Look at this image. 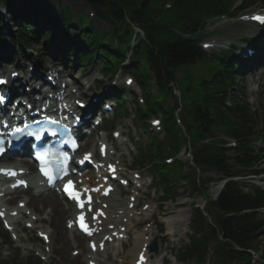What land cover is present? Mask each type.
Listing matches in <instances>:
<instances>
[{
	"label": "trees",
	"instance_id": "obj_1",
	"mask_svg": "<svg viewBox=\"0 0 264 264\" xmlns=\"http://www.w3.org/2000/svg\"><path fill=\"white\" fill-rule=\"evenodd\" d=\"M86 1H88L98 17L106 23L110 30L119 31L120 33L121 31L122 33L124 32V35L118 34L120 43L125 42L126 37L130 33V25L141 26L145 29L146 41L141 42L140 47L136 51V63L132 70H134L135 73H142L139 76L141 77L140 81H142V84L148 88V93H146V95L150 100V104H148L149 108L151 110L161 109L163 111L166 122L165 128L170 132L171 142H174L173 144L176 146L177 136L178 133H180L178 132L179 128L176 129L171 113L158 105L156 97L151 94L149 90L150 86L148 85V81H150L148 74L150 71L154 74L160 86V92H162L163 85L173 80L175 70L186 67L192 68L196 62L203 59L206 60L205 56L197 47L196 31L198 28H201L204 18L228 12L233 0ZM166 1H173L175 3V9L171 11L172 13L168 16L167 23H156L155 19L159 18L162 14L160 7ZM153 3L159 6L157 12L151 11L150 7ZM49 5L56 21H60L61 23L59 25L64 27V34H67L69 30L73 29L75 35L79 36L83 41L78 48L77 59L80 64L94 59H98L103 63V58H108V60H112L111 62H113V60H115L116 63L119 62L117 58L114 59V56L109 53L108 48L103 45L104 35H101L97 39L93 37L91 32L79 30L81 28L79 25L82 23L80 18L79 25L76 26L72 23L71 16L67 11L60 10V13L56 14L54 6H52V1H50ZM38 9L35 11L36 13H38ZM21 20L22 18L18 16L17 22L19 23V29L22 24V22H20ZM170 26H173L174 30ZM51 29L52 32L45 36L47 43H51L53 38L58 35V32L54 30L53 26ZM179 34L190 35V39L186 40ZM66 49L70 50V46L65 43L62 51L64 52ZM117 55L118 57L122 56L120 53H117ZM223 62L224 60L218 56V60H215V65L220 66ZM206 64H209V62L207 61ZM106 66L110 67V64ZM224 68L226 70H224ZM224 68L216 71H214L213 67L205 68L202 75L209 77L210 83L193 79L194 77L189 73L186 75L182 99L185 106L182 109V115L183 124L191 131L192 137L209 139L211 137L210 130L213 126H221L223 131L233 135L241 132V129H246V135H249L248 131H250V128L247 127L249 121L246 112L240 111L239 108H222V101L226 100L223 99V97L227 96V94H225V89L229 83L228 81L231 80V69H227L225 66ZM225 74L229 75L230 79H223ZM219 95L221 96L220 99L218 98ZM140 119L142 118L138 120ZM159 151L160 154H154L152 157V162H157L155 166L156 174L161 175L158 179H162V181L159 183L168 187L174 186L176 182L175 174L179 169H170L162 166L160 161L166 157V153L163 146H160ZM148 152H150V154L153 153L150 147ZM196 160L198 165L211 166L222 170L226 169L223 168L225 165L218 151L208 146H202L201 149L197 150ZM246 160L251 161L252 158L248 157ZM242 163L244 164L246 161ZM257 205V203L251 202L249 197L243 196L238 192L237 188L232 184L227 186L225 192L221 194L218 201L215 203V206L218 208L223 209L225 212H232L233 214H240L245 209L256 207ZM250 218L253 219L254 216L242 215L230 219L217 217L214 221V225L216 230L227 240L243 248L247 246V244L250 245V241L253 239V237H250L251 233H253L255 228L260 224L253 225L249 223ZM205 225L206 223L201 214L196 211L192 226L191 253H193L199 261H203L207 251L206 244L208 239L202 230V226ZM206 228L209 229L207 225ZM212 232L215 235V231ZM197 235H199L200 238H197ZM221 247L222 248L218 249L217 259L221 262H225L229 254L225 251L227 250L225 246ZM241 256H245V254H241Z\"/></svg>",
	"mask_w": 264,
	"mask_h": 264
},
{
	"label": "rangeland",
	"instance_id": "obj_2",
	"mask_svg": "<svg viewBox=\"0 0 264 264\" xmlns=\"http://www.w3.org/2000/svg\"><path fill=\"white\" fill-rule=\"evenodd\" d=\"M56 5H63V6H67L69 7L72 12L74 14H76L77 12H79L80 10H83L84 8V4L81 0H54ZM24 2V5L27 7H30V5L32 4H36L38 2L43 3L44 7L46 8V11L44 14H47L48 11V4H47V0H17V4H20ZM83 7V8H82ZM65 8V10L70 13V15H72V12L70 9ZM30 8H27V10H29ZM171 13H164L163 15H168ZM79 18L82 21V26H89L88 22H87V17L86 14L84 12H81L79 15ZM94 25L96 26V28L98 30L101 31H105L104 25L101 24L100 22L96 21L94 23ZM220 28L219 26H215L213 22H205V27L202 28V30L199 32L200 37L202 38V40H205L207 38H217L218 35L221 32H224L223 29L218 30L217 28ZM244 32L248 33L247 31H245L243 29ZM236 32V31H233ZM241 32V31H238ZM236 32V33H238ZM249 34V33H248ZM244 35V34H243ZM242 35V36H243ZM241 36V37H242ZM239 40V41H238ZM61 40H59L60 42ZM75 40H71V42L74 44ZM243 42V41H242ZM241 40L239 39V37L237 35L234 36V45L236 49H243V45H247L248 43L243 42L242 43ZM0 48L6 49V53L5 55H8L11 57L12 53L14 54L15 57H17V54H19L18 52L16 53V45H11L9 40L5 39L2 41V46H0ZM58 47L55 46H51L48 49H46L45 47L43 48V45L41 42H39V45H35L34 49H32L33 51H30V53L25 52L26 55V59L31 63H34L35 65L39 64L40 67L43 66H49V64H51V62L54 59L55 56V52H57ZM73 60V59H72ZM3 60L0 57V67H3ZM26 63V62H25ZM71 62L70 64V69H65L64 71L67 72L68 70V74L67 77L68 78H72L74 81V85H78V87L81 88V91L83 92L85 87H89L91 91L93 92H98V94L100 93L101 89L100 86L102 87V85L104 84V81L100 80V69L98 68V65L95 64L89 71H87L86 73L83 74V71L78 67L75 66V64ZM200 64H197L196 67L198 68ZM28 67V65H27ZM200 71V69H199ZM183 72L182 71H178L176 73V78H180L182 76ZM116 80V79H115ZM121 82L122 79L120 81H118L117 87L120 88L121 86ZM252 82V83H251ZM73 85V86H74ZM238 88L235 91V97H236V101H238L239 105H243L246 106L248 109V115L250 116L252 123L250 125L252 132L253 133H258L257 139H250L252 144L255 143L258 139H260L259 145L261 147L264 148V88H261L260 93L258 95H249L248 92L252 90V86L253 85H259V82L257 80L256 77L252 78L251 81L249 80L248 76L247 77H241V79L238 81L237 83ZM174 86H178V84H175ZM132 91L135 92L136 91V87L133 86L132 87ZM135 90V91H134ZM137 93V92H135ZM113 96V95H112ZM107 97V96H106ZM105 97V98H106ZM104 98V99H105ZM175 100H179L178 97V93L175 92ZM131 100L132 98H128V100L125 102L127 107H130L131 112L130 115L133 114V107L131 105ZM255 100V101H254ZM235 101V98H234ZM247 104V105H246ZM111 117V115H109V118ZM112 118V117H111ZM110 118V119H111ZM132 119V117H130V120ZM114 124L117 126H120L124 129V134H127L130 138V140H133L137 137H141L143 140L147 139L146 135H143L140 131L139 128L135 131V130H131V123L129 122V120L127 121H120V120H114ZM106 129V128H104ZM184 131V130H183ZM217 139L220 141L222 139V135L220 133L216 134ZM188 142V140H187ZM261 143V144H260ZM190 146H192L193 142H189ZM252 147V145H251ZM127 150V147H123L120 150V153L125 154ZM232 153L228 154V157H231ZM124 163L125 165H129L131 162L129 160V158H125L124 159ZM264 169V167H263ZM141 173L144 171H140ZM147 175H150V171L148 170ZM204 177H208L211 178L212 181H214V183H218V181H222L223 179L221 178V176H218L216 174H214L212 171H208V173L206 175H204ZM144 184L146 183V180L143 181ZM264 182V181H263ZM220 184V183H218ZM257 185H259L262 189H264V183H255ZM252 184H249L248 182H244L242 183L240 186L241 188L245 187V186H249ZM219 185L210 187L208 191L205 192L206 195H208L209 197H213L215 195L214 193V189L219 188ZM179 194V198H177V200L175 202H166L164 204L160 205V209H159V213L157 215L154 216V219L156 221H158L160 224H163L162 222L169 216L173 217V215L176 213L177 208L176 205L183 203V207H185V210H188V206H190L191 201L189 199H186V197L189 196V191L188 189L185 187H181L179 189H177L176 191ZM248 194H251V188L248 191ZM24 197V195L22 196ZM154 198H163L162 195H154ZM196 199V200H195ZM148 200L150 202L151 199L148 198ZM195 202L194 204L198 207H202L204 202L199 199V198H194ZM16 205V202L14 201L12 203V206ZM32 207H34L35 211L38 212L40 214L39 218L40 220L43 217H46V214L50 212V210H52L51 206L46 202V203H37L36 205H33V203L31 204ZM57 206V204H56ZM189 211V210H188ZM260 213H263V211H261ZM167 216V217H166ZM164 217H166L164 219ZM37 226H39V224H37ZM50 226L53 229H49L50 231H54L55 229V233H57V240L54 244V246H52L51 250H52V255L47 259V262L50 264H84L82 263V259L81 258H74L71 255L72 252V248L70 246H64L63 248L60 247L58 240L64 238V227H63V223L62 220L59 223V225H55V221L53 219L52 221V225L50 224ZM44 228H46V221L44 223ZM188 227V226H187ZM185 231L187 230V232H189L188 228L186 229V227L184 228ZM183 229V230H184ZM165 226H164V234H165ZM177 231L175 233L174 236L170 237V236H163L162 238H164V241H161L160 243H157L158 245V250H157V254L154 255L155 256V260L153 262V264H177L176 262H174V260L172 259L171 256H174L175 254V250H177L179 247H182L184 244H186V235L183 234L182 232ZM134 233H132V236L130 237V239L133 237ZM19 241L20 244H12V243H8L7 239L5 237L4 232L2 231V229L0 228V264L1 263H6V264H12L15 261V256L17 255V253L20 254H24L29 250H33L34 248H39L40 247V243L36 240L35 236L29 232H25V234H19ZM214 242L209 243L208 242V248L209 249H213L214 246ZM80 245L82 246L83 243H80ZM127 245L129 246L130 243ZM124 246L123 249V253H120V255L117 257L120 261H123V264H130V260L131 258H129L126 249H128V247ZM165 249V250H164ZM209 255L212 253L211 250L208 251ZM49 254V253H47ZM163 256V259H162ZM13 260V261H12ZM104 260V257L103 259ZM210 261L208 260L206 264H210ZM107 264H117L114 262H109ZM190 264H197V263H190Z\"/></svg>",
	"mask_w": 264,
	"mask_h": 264
},
{
	"label": "bare ground",
	"instance_id": "obj_3",
	"mask_svg": "<svg viewBox=\"0 0 264 264\" xmlns=\"http://www.w3.org/2000/svg\"><path fill=\"white\" fill-rule=\"evenodd\" d=\"M220 27H224V28H230L231 24L228 23H223V22H218ZM259 36L260 37H264V30L259 32ZM258 54L261 56H264V48H260L257 50ZM257 54V56H258ZM260 56H258V58H260ZM247 62V63H246ZM246 66L244 67L243 70L244 71V75L248 76L249 79L251 77H256L258 82H259V87L264 88V62L262 61V64L259 65V67H257V62H255L252 58H246ZM24 68V64L21 63L19 64V69L18 70H11L6 76L5 73L4 74H0V78H4V77H8L10 78L9 74L12 73H16L19 72L20 75H24V73L22 72ZM6 69L4 67H0V73L5 71ZM250 75V76H249ZM24 77H26V75H24ZM36 76H31V79L28 81L27 84L31 85L33 81V79ZM42 77H44L43 73H42ZM59 77L63 78L64 75L63 73L60 72ZM18 78L20 79V77L18 76ZM38 78V77H37ZM11 79V78H10ZM19 79H14L11 80L12 83H14L15 81L19 80ZM21 81H25V80H21ZM38 82H41L40 78L38 80ZM20 85L22 84L21 82H19ZM58 88L60 89V86H58ZM35 87H33V91H34ZM9 91H11L10 87L8 88ZM255 95L256 92L254 93ZM22 160H20L19 162H17L16 164L13 163H8L5 164L3 162L0 161V166H4L7 165V167H17V169H22L27 171V174L24 175L22 178L23 179H29V177H31L33 175V173L35 172V167L34 164L30 163V161L27 158V155H23L22 156ZM23 193V192H22ZM16 194V193H15ZM120 194L119 190L118 193H113L107 201H105V203L108 204V211L106 212L107 214V218H108V224L111 225H122V220L124 219H128L129 218V214H131V212H129L127 210V205H128V198L125 200L126 202H124L123 200H117V195ZM48 203L51 208H52V216L53 219L55 221V225H59V223L61 222V220L64 217H68L71 215V211L72 208L70 205H65L63 207L61 206V200H59L54 194H41L40 197H36V196H32L30 197V199L28 200V204H32L36 205L37 203ZM57 204V206H56ZM33 211H35L34 207H32ZM153 211V208L150 207L149 210H147L145 212V215H149L151 212ZM143 214V213H142ZM116 216H118L116 218ZM52 221V217L49 219V222ZM136 222V218L132 219L130 222ZM189 221V212L188 210H181L178 211L177 213H175V215H173V217L169 216L167 217L162 223L164 224V226L166 227V235H174L177 231L182 230V228L184 226H186L188 224ZM130 225V224H129ZM127 227V226H126ZM129 228V226L127 227V229ZM46 233V231H44ZM49 235V241H50V245H54L55 240L57 239V237L55 236V234L47 232ZM147 235L151 237H153L154 233L152 232V230H148L144 233H136L134 234V237L132 238L131 244L127 250V253L129 256H131V258L134 260V258L136 257V254L140 251V248L143 246V244H147V242L145 241L144 237H146ZM70 239L67 238V236L65 237V239L61 242V248H63L64 246H68L70 244ZM149 243V240H148ZM78 244V242L75 241L74 245ZM118 251V250H117ZM119 252V251H118ZM151 254V253H150ZM93 256V255H91ZM152 256V254H151ZM95 257V255H94Z\"/></svg>",
	"mask_w": 264,
	"mask_h": 264
},
{
	"label": "snow or ice",
	"instance_id": "obj_4",
	"mask_svg": "<svg viewBox=\"0 0 264 264\" xmlns=\"http://www.w3.org/2000/svg\"><path fill=\"white\" fill-rule=\"evenodd\" d=\"M253 19L259 21L260 23H264V17L256 16V17H253ZM0 83H3V81H0ZM0 99H2V98H0ZM15 131L20 132V131H22V129L17 128V129H15ZM27 134H28V135H32L31 132H29V133H27ZM89 157H90V154H86V158H89ZM8 174H10V175H16L15 172H10V173H8ZM49 179H51V177H49ZM19 183H23V182L21 181V182H19ZM69 184H71V181H69ZM66 190H67V189H66ZM73 198L78 199V197H76L74 194H73ZM82 227H83V225H82Z\"/></svg>",
	"mask_w": 264,
	"mask_h": 264
}]
</instances>
